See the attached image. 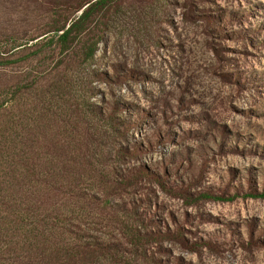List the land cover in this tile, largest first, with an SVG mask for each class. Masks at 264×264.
Instances as JSON below:
<instances>
[{
	"label": "trees",
	"instance_id": "16d2710c",
	"mask_svg": "<svg viewBox=\"0 0 264 264\" xmlns=\"http://www.w3.org/2000/svg\"><path fill=\"white\" fill-rule=\"evenodd\" d=\"M185 1L182 8L192 9ZM34 5L44 28L10 53L31 52L30 58L51 69L28 89L36 92L37 125L20 130L10 118L17 99L4 115L6 130L21 133L0 149V264H192L174 251L215 249L218 243L210 238L189 239L192 218L181 220L167 211L159 194L192 206L200 200L264 198V192L240 195V182L235 194L216 192L213 185L202 191L207 172L199 149H186L201 159L196 175L190 171L199 160L183 154L146 162L174 144L163 132L145 135L149 120L158 125L157 114L120 96L122 86L140 85L147 77L116 64L95 69L99 52L110 51L109 39L129 30L130 20H136L134 32L156 35L160 12L171 1L35 0ZM3 60L0 65L9 63ZM97 82L104 90L94 86ZM214 136L217 145L227 147L223 133L221 139Z\"/></svg>",
	"mask_w": 264,
	"mask_h": 264
},
{
	"label": "rangeland",
	"instance_id": "374dc122",
	"mask_svg": "<svg viewBox=\"0 0 264 264\" xmlns=\"http://www.w3.org/2000/svg\"><path fill=\"white\" fill-rule=\"evenodd\" d=\"M170 1L165 12H160L156 35L148 38L134 32L131 27L136 20H130L129 30L109 39L110 51L99 52L95 69L106 71L116 64L147 77L140 85L122 86L120 96L157 114L158 125L149 120L145 135L163 132L174 144L152 153L146 162L183 154L199 160L190 171L196 175L201 159L186 149H199L207 172L202 191L205 185H213L216 192L235 194L234 185L240 182V195L263 193L264 0H190L192 9L187 11L182 8L185 0ZM34 2L0 0V61L9 60L0 65V149L8 137L10 142L13 135L18 138L21 133H14L10 127L6 130L4 115L9 114L7 108L16 107L14 100L18 105L10 118L19 122V129L37 125L32 94L36 92L28 89L40 74L51 69L42 59L30 58L31 52L23 57L10 53L13 46L27 43L44 28ZM88 71L87 66L82 68L84 81ZM94 86L105 88L98 82ZM92 102L98 104L100 96ZM222 133L226 148L213 140V135L221 139ZM184 167L188 168V162ZM159 202L181 220L192 218L186 227L192 231L189 239L210 238L218 243L213 250H175L174 255L183 261L264 264V198L200 200L190 206L187 200L159 194Z\"/></svg>",
	"mask_w": 264,
	"mask_h": 264
}]
</instances>
